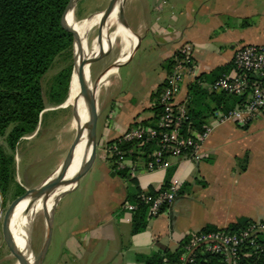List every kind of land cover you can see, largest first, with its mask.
<instances>
[{"label": "crops", "instance_id": "obj_1", "mask_svg": "<svg viewBox=\"0 0 264 264\" xmlns=\"http://www.w3.org/2000/svg\"><path fill=\"white\" fill-rule=\"evenodd\" d=\"M124 13L129 30L91 65L93 76L95 68L98 76L110 69L97 96V156L58 200L52 240L59 255L43 264H145L140 256L173 253L207 227L264 221V115L247 125H216L198 162L172 157L166 167L137 178L121 175L106 154L111 141L155 116L154 94L167 77L168 61L185 44L193 45L198 69L185 76L176 103L188 109L192 122L211 125L213 112L227 109L229 97L209 94L197 78L211 83L231 74L238 47L264 44V0H126ZM127 53L130 60L111 68ZM219 68L224 72L215 74ZM173 178L182 184L175 203L156 217L147 210L146 228L134 233L137 211L123 204Z\"/></svg>", "mask_w": 264, "mask_h": 264}, {"label": "built area", "instance_id": "obj_2", "mask_svg": "<svg viewBox=\"0 0 264 264\" xmlns=\"http://www.w3.org/2000/svg\"><path fill=\"white\" fill-rule=\"evenodd\" d=\"M233 72L211 82L198 83L209 94H226L240 99L234 107L217 109L212 124L202 130L192 127L188 109L176 103V96L186 75L197 73L192 44L183 45L163 82L157 104L162 112L156 123L137 122L106 148L108 161L132 178L168 165L172 157L200 161L202 147L212 129L221 123L247 125L264 115V44L238 47L232 59ZM187 132L184 133V127ZM136 142L137 148L122 149L125 143ZM154 147L147 150L148 145ZM182 184L173 178L167 187L141 192L135 202L126 201L124 210L134 213L140 206L156 217L171 207L181 192ZM161 264H264V221H251L235 231L203 230L189 235L177 257H165Z\"/></svg>", "mask_w": 264, "mask_h": 264}, {"label": "trees", "instance_id": "obj_3", "mask_svg": "<svg viewBox=\"0 0 264 264\" xmlns=\"http://www.w3.org/2000/svg\"><path fill=\"white\" fill-rule=\"evenodd\" d=\"M70 1L0 0V138L4 141L3 144L0 143V195L5 200L11 195L17 198L26 192L16 180L15 156L19 143L25 137L37 132L47 114L42 79L54 67L58 58L64 55L73 56L74 35L63 24V15ZM80 4L79 2L77 4L76 16L78 18L81 16ZM69 15L70 11L67 18L71 25V15L70 17ZM173 63L172 60L168 61V71ZM72 72L73 66H69L57 76L49 96L52 105L60 106L68 99ZM223 72L224 69L219 68L214 73ZM200 79L198 77L196 82L198 83ZM162 88L163 85L158 87L154 94L155 98L159 97ZM219 95L229 97L227 109L240 102V99L234 96ZM152 110L155 116L145 121V124L150 121L152 124L156 123L162 107L156 103ZM192 127L198 130L203 128L201 124L195 122H192ZM183 132H187L186 126ZM136 145V142L125 143L121 145V148H137ZM153 147V143H150L147 150ZM120 174L128 175L126 171H121ZM155 192L150 191L152 194ZM138 195L134 196L131 201L135 202ZM147 210L145 205L137 210L134 218V233L146 228ZM249 222L240 220L237 224L231 225L229 229L235 231ZM206 229L217 230L212 226ZM181 246L173 253L164 252V256L177 257ZM164 256L156 253L152 256H140L139 259L145 264H161Z\"/></svg>", "mask_w": 264, "mask_h": 264}, {"label": "rangeland", "instance_id": "obj_4", "mask_svg": "<svg viewBox=\"0 0 264 264\" xmlns=\"http://www.w3.org/2000/svg\"><path fill=\"white\" fill-rule=\"evenodd\" d=\"M110 1L111 0H80L79 3L81 4L79 6V11L81 13V18H78L76 13L75 17L79 22L88 19L95 14L102 13L108 7ZM77 11L78 8L76 6L75 12ZM114 31L115 28L111 26L110 32ZM98 34V27L91 29L88 34L87 43L89 54L93 51L94 46L95 49L99 48V42L96 41ZM69 66H73L74 70V49L72 57L64 55L58 58L54 67L43 77L42 85L47 105L45 112L47 114L37 132L34 135L25 137L16 149V180L25 191L39 186L55 169L57 170L62 165L75 140L76 132L70 126L74 115V108L69 103L70 95L68 96L65 105L54 106L49 100L57 76L62 70ZM90 70L91 79L94 82L96 77H98L99 71L95 68L93 76L92 66L90 67ZM69 84H71V82ZM99 129H101V123ZM0 143H4L1 138ZM17 198L11 195L5 200L0 195V264H17L18 261L17 256L8 247L3 233V223L6 211ZM27 206L18 209L14 217L12 230L16 239V227L19 221L22 230V218ZM45 221L46 216L43 212L33 226L31 238L34 259L39 256L45 242L48 229ZM55 247L56 242L53 244L52 240L45 258L46 263L58 259L59 253Z\"/></svg>", "mask_w": 264, "mask_h": 264}, {"label": "water", "instance_id": "obj_5", "mask_svg": "<svg viewBox=\"0 0 264 264\" xmlns=\"http://www.w3.org/2000/svg\"><path fill=\"white\" fill-rule=\"evenodd\" d=\"M79 1L80 0L70 1L63 15V24L74 35V70L73 71L74 72L77 71L78 73L82 95L85 99L87 109H88V120L86 121V123H82L80 118L77 117L78 118V128H77L78 131L76 133V137L70 148V151L65 161L62 163V165L50 177H48L45 181H43L39 186L29 189L23 195L19 196L11 204L9 209L6 211L4 223H3L4 238H5V241L8 247L17 256L18 261H20L21 264H30V259L29 257L26 256L25 253H23L18 248L16 244V241L14 239V236L12 234L11 227H10L12 215L16 207L22 201L27 200V199H30V200L42 199V202L44 203L45 216L49 218L48 225H47L48 229H47V235L45 238L43 248L39 256L36 258V261L34 264H43L45 261L49 246L52 241L56 204L58 200L65 193L71 190V189L64 190V188L69 187V186L75 187L80 181V179L83 176H85L86 173L90 170L97 156V148H98L97 124H98V116H99L97 96H98L100 85L105 75L109 72L110 69L106 70L104 73H102V75L98 76L93 82L91 79L90 67L94 61H96L98 58L105 56L112 50L114 39H115L114 36L116 32L115 31L110 32L111 26L109 25V22L112 17V14L115 11L118 12L117 17H118L119 27L129 30V25H128V22L126 20L125 13H124L126 0H111L108 7L101 13L102 15L101 22L98 27L99 34L96 39V41L99 42L98 52L95 53L94 51H92L90 52V54L88 53L87 55L84 56V54H82V52L79 51L81 58L77 62V52L75 51V45L77 44L80 50L82 48V43H81L80 34L78 30L75 27L70 25L67 17H68V14L71 8H73L74 11L76 10V6ZM135 50H136V47H135ZM131 56L132 54L129 55L128 60H130ZM123 62L124 61H121L120 59L111 68L120 67L122 66ZM87 70L89 73V77H87ZM75 117H76V113L74 111V118ZM85 131H88L89 136H90L89 154L85 162L80 166L76 175H74L72 178H68V172L74 160L75 152L78 146L80 145V143L82 142ZM56 194H58V196L56 198L54 207L50 210V213H48L47 202L50 200V198H52Z\"/></svg>", "mask_w": 264, "mask_h": 264}, {"label": "bare ground", "instance_id": "obj_6", "mask_svg": "<svg viewBox=\"0 0 264 264\" xmlns=\"http://www.w3.org/2000/svg\"><path fill=\"white\" fill-rule=\"evenodd\" d=\"M117 14H118V12L115 11L112 14V17H111L110 22H109L110 26H112L113 28H117V30L115 31L116 33H115L114 37H116L119 34H123L126 32L124 30V28L119 27ZM70 15H71V17H70ZM70 15H69V17H70L71 26L75 27L78 30V32L80 34L81 43H82V48L80 50H79L78 45L77 44L75 45V51L77 52V62H78L79 59L81 58L79 51H81L82 54H84V56L89 53L88 43H87L88 34H89L91 29H93L95 27H99L102 15H101V13H98V14H95L88 19H85V20L79 21V22L75 17V11L73 8L70 9ZM98 49H95V46L93 47V51L95 53L98 52ZM128 56L129 55L127 53L125 56L122 57L121 61H125L128 58ZM87 77H89L88 70H87ZM69 95H70V100H71V101L69 100V103L73 106L74 111L76 113L75 118L73 115V120H72V123L70 126L77 133V131H78V129H77L78 128V118H80L82 123H86V121L88 120V109H87L85 99L82 95L80 81L78 78L77 71H75L73 73L72 81H71L70 89H69ZM89 147H90V136H89L88 131H85L82 142L80 143V145L78 146V148L75 152L74 160H73L72 165L70 166V169L68 172V178H72L74 175H76L80 166L85 162V160L89 154ZM70 188H71V186L64 188V190L70 189ZM58 193H60V192H58ZM57 196H58V194H56L55 196L50 198V200L47 202L48 213H50V210L54 207ZM27 203H29V204H28V206L24 212L23 218H22V230H21L19 221H18V224L16 227V236H17V239L19 241V244H18V241L15 237H14V239L16 241L17 246L19 247V245H20V247H19L20 250L23 253H25L27 257H29L30 264H34L36 259H34V255L32 253V238L31 237H32L33 226H34L36 220L41 215V213H43L45 211L44 203L42 202V199H37V200L27 199V200L22 201L16 207V209L12 215L10 227H11L12 234L14 236V233L12 230L14 217H15L18 209H21ZM48 219L49 218L46 217L45 222L47 225H48ZM17 264H21L20 261H17Z\"/></svg>", "mask_w": 264, "mask_h": 264}]
</instances>
